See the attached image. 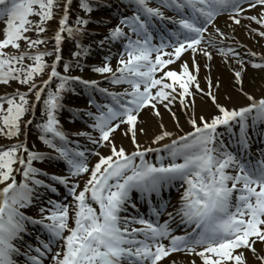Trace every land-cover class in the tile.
Segmentation results:
<instances>
[{"label": "snow or ice", "instance_id": "obj_1", "mask_svg": "<svg viewBox=\"0 0 264 264\" xmlns=\"http://www.w3.org/2000/svg\"><path fill=\"white\" fill-rule=\"evenodd\" d=\"M224 15L230 33L216 24ZM0 19V87L13 89L0 94V135L16 141L0 146V264H161L174 253L190 259L169 264H264V147L252 153L264 146V75L259 96L244 82L249 66L264 73V54L235 35L264 38V0H0ZM198 55L208 73L219 56L227 83L208 75L201 87ZM81 87L85 107L66 104ZM221 89L248 103H221ZM197 95L214 113L196 115ZM177 105L183 135L164 122L167 112L183 131ZM64 111L81 127L65 131ZM32 128L50 152L29 147ZM45 162L62 174L35 166Z\"/></svg>", "mask_w": 264, "mask_h": 264}, {"label": "rangeland", "instance_id": "obj_2", "mask_svg": "<svg viewBox=\"0 0 264 264\" xmlns=\"http://www.w3.org/2000/svg\"><path fill=\"white\" fill-rule=\"evenodd\" d=\"M252 14H254V13H252ZM32 19H35V18H32ZM242 23L247 24L248 21H243ZM4 25H5V20L4 19H0V38H2V29L4 28ZM252 26L253 27H257L254 24ZM52 27L53 28L56 27V23L55 22L52 23ZM221 27L224 28L225 25H222ZM228 29H223V30L225 32H230ZM243 32H245L244 29H243ZM245 34L248 35L246 32H245ZM29 35H33V34L29 33ZM47 35L50 36V35H52V33L49 32V33H47ZM33 38H35L34 35H33ZM248 38H249V35H248ZM250 42L251 43H250L249 47L251 48L252 51H255L256 53H258V55L259 54H264V38H261L259 36H254L253 38H250ZM69 47H70V45L68 47H66L67 49H66V51L64 53V55H66V57H65L66 61L69 59V51H68ZM48 48H49V50H51V48H52V44L51 43L48 45ZM46 59L48 60L49 63L51 62V58L50 57L46 58ZM257 62H260V61L257 60ZM218 63H219V65H223V63L221 61L218 62ZM214 65L216 66V62H215ZM205 66H206L205 64L202 65V67H203V69L201 70L202 76L200 74V77H199L200 84H201V82L203 84H206L207 81H206L205 77L209 75L208 71L206 70L207 68ZM215 66H214L213 69L219 71L218 64H217L216 67ZM223 66H225V65H223ZM222 72H224V71H222ZM75 73L83 75V74L88 73V72H80V71L76 70ZM225 73H226L227 77L225 79H223V81L225 83H227V79L230 76V73L227 70L225 71ZM262 75H264V73H261L260 70L252 69L251 66H249L247 72L244 74V82H245L246 90L253 92L257 96L261 95V89L258 87V85L260 84ZM44 78H46V76ZM219 78L217 79V82H219L221 80V77H219ZM38 82H39V79H38ZM13 87L14 88L15 87H20L21 91H26V89L23 86L13 85ZM12 90L13 89H11V88L5 89L3 87H0V94H2L4 92L11 93ZM229 91L231 92L232 95L233 94L237 95L239 99H232L231 101H227L225 99L224 89H221L219 91V99H220L221 103H226L229 107L245 106L248 103V101L243 96H241L239 94L238 90L229 89ZM30 99H34V96L30 97ZM195 106H196V115L197 116L204 115L205 117H207L210 114L214 113V111H215V109L211 105V101L207 97H205L204 99H201V97L199 95H197L196 96V105ZM175 110L177 111V114L181 117L180 125L183 128L182 132L180 131L179 128H177L175 126L174 122L171 120V118H170V116H169V114L167 112H164V120H168V122L170 123V125H171V130L170 131L176 133L177 135H183L184 133H186V132H188L190 130L191 125L187 122V119L183 115V112H182V110H181L179 105L176 106ZM161 111L163 112L164 110L161 109ZM143 118L145 120L149 119V117H147V116H145ZM37 119H39V117H37ZM0 126H2V121H0ZM142 126L149 127V128L151 127L150 123L146 124V125H142ZM27 137H28V139L30 141V147L35 145V147L32 148V150L38 151V148H36V147H38L39 145H38V143L36 141V138H35V129L34 128H32L30 130V132H29ZM119 138L121 139V142L123 143L125 148L129 152H131L133 149H132L131 144L128 142L127 138H124L121 135L119 136ZM149 139H151V134L149 136ZM15 142H16L15 140H9L5 136L0 135V146H10L11 144H13ZM140 142H141V144L147 145V144H149L150 140L141 139ZM151 146L155 147L157 145H151Z\"/></svg>", "mask_w": 264, "mask_h": 264}, {"label": "bare ground", "instance_id": "obj_3", "mask_svg": "<svg viewBox=\"0 0 264 264\" xmlns=\"http://www.w3.org/2000/svg\"><path fill=\"white\" fill-rule=\"evenodd\" d=\"M235 35L237 36V38L239 39V40H242L245 44H247L248 45V47L250 46V38H248V35H246L245 34V32H240V29H237V31H236V33H235ZM247 36V37H246ZM232 42V41H231ZM250 48V47H249ZM251 49V48H250ZM189 57V56H188ZM214 62H216V61H214ZM215 64V63H214ZM217 64H218V62L216 63V66H217ZM215 66V65H214ZM215 66V67H216ZM218 67H219V71L218 70H215V69H213L214 67H212V72L211 73H209V75H211V77H212V79L214 80V81H216L217 82V79L219 78V77H221V80H223V79H225L226 77H227V75H226V73H225V71L227 70V68L225 67V66H223V65H219L218 64ZM222 69V70H221ZM221 70V71H220ZM222 71H224V72H222ZM228 71V70H227ZM223 77V78H222ZM220 79V78H219ZM233 96V99H239L238 98V96L237 95H235V94H233L232 95ZM71 98V97H73L74 98V96L71 94V93H69L67 96H66V98ZM164 122H165V124L167 125V127H168V130L170 131L171 130V125H170V123L168 122V120H164ZM150 125H151V127L150 128H152V129H154L155 128V124L154 123H151L150 122ZM68 128L69 129H74L75 128V126H73V125H69L68 126ZM150 134H151V132H150ZM150 134H149V136H150ZM149 136L148 137H141V139H145V140H150L149 139ZM117 137V136H116ZM116 141H117V143H122L121 142V140L117 137L116 138ZM27 142H28V138H27ZM165 143V142H164ZM103 152H105V154H107V150H104ZM182 261L183 260H186V259H181ZM168 264V263H167Z\"/></svg>", "mask_w": 264, "mask_h": 264}]
</instances>
